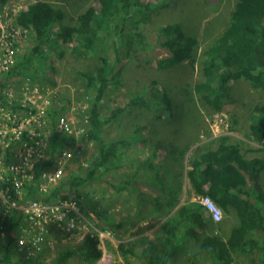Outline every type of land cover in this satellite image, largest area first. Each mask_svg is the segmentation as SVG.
I'll return each mask as SVG.
<instances>
[{"label":"rangeland","instance_id":"374dc122","mask_svg":"<svg viewBox=\"0 0 264 264\" xmlns=\"http://www.w3.org/2000/svg\"><path fill=\"white\" fill-rule=\"evenodd\" d=\"M4 1L12 7L11 3H16L18 0ZM37 1L43 0H23L21 7L26 8ZM146 1L151 3L161 1L159 3L161 9L154 12L150 10L140 15L135 14L133 25L127 29L132 36L135 49V53L130 57L125 55L124 48L117 47L116 35L114 36L112 32L101 31L97 34L98 53L105 56L110 65L115 64L118 58L113 84L109 87V93L103 102L105 118L113 111V108L123 107L137 96L147 97L145 95L147 92L151 94L152 81L156 82L159 89L171 98V110L165 112L166 119H157L154 109V106H160L157 102L153 103V106L141 103L127 105L114 121H108L102 133L105 142H111L115 138L122 139L123 136L129 138L126 143H115L112 147L120 167L110 171L108 175H99L103 172L101 168L95 174L97 178L80 188V191L87 193V197L83 199L82 210L79 208L81 216L85 218L90 213L89 218L86 217L90 228H103L111 232L110 238L104 239L102 245L103 250L111 255V264H144L138 259L139 255L148 244L156 246L157 250L162 247L161 227L173 216L177 207L187 203L201 206L199 198L201 196L195 194L193 188L186 184V178L181 176L179 163L175 164L172 161L173 155L169 151L164 153V149L161 150L163 152H159L157 163L153 166H159L162 169L160 171L162 181L169 185L164 189L167 198L162 195L154 199L159 193L147 186L141 189L142 195H139L138 190L128 194L119 193L113 188L119 179L127 177L137 169L139 160L152 153L157 139L174 137L179 145L176 153L182 156V160L191 152L203 150L204 146H212L220 136H229L238 140L244 147L246 146V150L249 151L245 152V157L264 158V141L259 144L249 131L253 106L264 104V88L258 91L248 88L244 90L239 84L231 90V99L218 111H213L202 104L191 92L195 83L202 79V51L211 46L213 34L223 29V21L233 8L235 0ZM60 4L69 12L63 23L70 25L74 24L76 15L83 12L89 5L98 7L96 0H65ZM164 23L181 24L184 35L192 38L194 56L175 66L158 69L156 60L166 55L165 49L160 48L157 43V30ZM58 26L55 24L53 30H57ZM22 30L26 34L22 36L24 42L20 43L16 58L21 57L24 50L34 43L32 32L26 27H22ZM73 47L74 42L72 44L54 43L52 47L54 52H49L48 63L45 60L34 62L29 66V71L25 65L22 76L11 78V89L19 100L30 97L36 102L38 109L44 108L47 117L42 129L48 139L53 130L54 120L64 115L69 121L70 133L67 135L73 136L74 141L71 142L70 148L65 149L71 154V159L64 163L65 176L69 173L79 174L96 156L95 144L84 142L81 136L88 129V117L84 110L94 95V89L87 84L84 72L92 74L99 62L90 53L88 56L78 57ZM49 65L51 68L46 70ZM31 73L35 74L37 78L35 81L24 77ZM187 94L191 95V98ZM154 96L157 95L152 94L147 99L152 100ZM34 113L35 111L32 114ZM52 115H54L53 118ZM137 128L139 130L136 131ZM69 154L67 153L60 160L66 159ZM169 157L171 160L168 159ZM143 178H146V175ZM260 183L264 189V171ZM202 211L206 218L210 219L209 214L205 210ZM220 220L218 223L211 220L210 228L215 232L211 229L198 231L197 237L185 240L169 264H192V262L211 264L209 250L202 249L201 239L207 234H216L221 239H226L231 229L238 224L233 210L225 214L222 211ZM252 237L259 244L264 239L263 234L258 232ZM76 245L62 244L57 249L62 251L67 248L75 249L73 246ZM120 246L123 250L133 249V254H123ZM81 253L82 251L70 258L67 264H83ZM227 255L228 257H223L222 262L218 259L214 262L216 264H264L261 252L257 250L251 255L233 252ZM12 256L16 259L13 252ZM44 261L45 258L40 254L30 263L21 264H45Z\"/></svg>","mask_w":264,"mask_h":264},{"label":"trees","instance_id":"16d2710c","mask_svg":"<svg viewBox=\"0 0 264 264\" xmlns=\"http://www.w3.org/2000/svg\"><path fill=\"white\" fill-rule=\"evenodd\" d=\"M64 1H37L31 3L26 11H21L17 15L16 24L32 32L34 43L24 50L21 57L15 59L10 72L0 79V89L4 88L5 83L11 78L22 76L25 65L29 71V65L34 62L45 60L48 63L49 52H54L52 48L54 43L72 44L74 42V52L78 57L88 56L90 53L97 59L99 62L97 69L92 74L84 72L87 84L94 89V95L84 110L88 117V129L81 136L84 142L95 144L96 156L89 161L82 172L69 173L45 195L40 193L39 183L35 178L31 181H23L22 185V203L28 201L53 203L60 199L71 200L82 210L83 199L87 197V193L80 191V188L97 178L95 174L101 168L103 172L99 175H108L110 171L120 167L112 147L115 143H126L129 140L128 136H123L122 139L115 138L111 142H105L102 133L106 123L114 121L127 105L140 103L153 106V103L158 102L160 106H154V109L157 119H161L167 115L165 112L171 110V98L159 89L156 82L152 81L151 94L147 92L145 94L147 97L137 96L125 106L113 108L106 118L103 116L104 98L113 84L118 58L115 64L110 65L108 59L98 53L97 34L101 31L112 32L114 36L116 35L117 47L124 48L125 55L130 57L135 53V49L132 36L129 35L127 29L133 25L135 14L160 10L161 1L151 3L146 0H96L98 7L89 5L83 12L76 15L72 25L63 23L69 13L60 4ZM55 24L59 26L54 31ZM157 43L166 51L165 56L156 60L158 69L175 66L194 56L192 38L184 35L179 23H164L160 26L157 30ZM50 68L49 65L46 70ZM26 75L24 77L33 81L37 79L34 73ZM201 76V81L195 83L191 92L202 104L213 111L220 110V107L231 99V90L239 84L244 90L248 88L258 91L264 88V0H235L233 8L223 21V29L220 30L211 46L202 51ZM152 94L158 97L154 96L152 100H148L147 98ZM187 95L191 98V95ZM4 98L5 96H0V100L4 101ZM15 99L18 100L16 95ZM11 102L12 99L7 106L13 112H34L29 105L22 107V101L18 100L14 104ZM51 117L53 118L54 115ZM250 118V134L261 144L264 141V104L253 106ZM59 133L61 132H57L53 127L49 134L48 145L46 141L47 155L51 159L58 158L59 153L70 148L71 142L74 141L73 136ZM217 142L215 149H205L201 153L196 151L198 153L195 152L196 154L192 155L188 162L190 169L187 172V178L195 194L210 198L224 214L233 210L238 224L231 229L226 240L216 234L205 235L201 239V247L204 251L209 250L211 264H216L215 259L222 262L223 257H228L229 252L251 255L257 250L261 252L264 260V239L259 244L252 237L256 232L263 234L264 237V189L260 183L264 171V158L245 157V153H241L240 142H231L229 136H220ZM156 143L152 153L138 161L137 169L127 177L119 179L113 186L117 192L131 194L134 190H138L139 195H142L141 189L147 186L159 193L156 199L165 195L164 181L160 174L162 169L159 166L154 167L153 164L163 149L173 155V161L178 147H173L170 151L168 146L161 141L157 140ZM20 145L21 142H13L10 148H17ZM200 167H204V171H201ZM145 175L146 178H143ZM91 208L92 206L90 211ZM202 210H204L202 206L194 203L177 207L173 216L161 227L162 247L157 250L156 246L148 244L138 259L144 264H169L182 240L197 237L198 231L211 229L212 221L206 218ZM21 219L22 217L15 212L7 216L2 224L5 234L14 231ZM211 231L215 232L212 229ZM5 238L7 245L0 244V264L19 263L20 259L17 262L11 259V237L6 235ZM97 246V236L87 234L79 244L73 246L75 249L67 248L57 253L52 264H67L70 258L81 251L83 264H95L101 255ZM120 251L123 254H133V249L123 250L122 246H120ZM192 264L199 263L192 262Z\"/></svg>","mask_w":264,"mask_h":264},{"label":"built area","instance_id":"2783aa9c","mask_svg":"<svg viewBox=\"0 0 264 264\" xmlns=\"http://www.w3.org/2000/svg\"><path fill=\"white\" fill-rule=\"evenodd\" d=\"M21 1L11 3L12 7H9L5 1L0 0V79L14 66L20 43L24 42L22 36L26 32L16 24L17 15L28 8H22ZM11 88V80H8L4 88L0 89V96H5V102L0 100V244L7 245L5 236L11 237V252L26 263L44 251L52 252L58 241L78 244L87 234L96 235L101 255L95 264H111V255L102 247L104 239L110 238L111 232L90 228L87 222L90 213L87 218H83L74 201L60 199L53 203L21 202L23 181L37 179L40 193L47 194L65 178L64 163L71 159V154L63 150L58 158H49L46 149L48 138L42 129L47 117L44 108L38 109L36 102L28 97L18 100L22 101V107L29 105L35 113L13 112L7 104L10 99L11 104L18 100ZM53 127L57 132L70 133L69 121L64 115L55 120ZM13 142H21L20 147L11 149ZM67 153L68 157L60 160ZM199 198L210 219L220 222L213 218L215 213L205 203V197ZM13 212L18 213L22 219L14 231L5 234L2 224Z\"/></svg>","mask_w":264,"mask_h":264},{"label":"crops","instance_id":"0c3cea01","mask_svg":"<svg viewBox=\"0 0 264 264\" xmlns=\"http://www.w3.org/2000/svg\"><path fill=\"white\" fill-rule=\"evenodd\" d=\"M167 4V3H166ZM166 6V5H165ZM164 6V7H165ZM163 7V8H164ZM213 26H214V24H213ZM219 33V32H218ZM218 33H215V34H213V39H212V41H211V43L217 38V36H218ZM166 116L167 115H164L163 116V118H165L166 119ZM162 118V119H163ZM185 124H186V122H184ZM249 127H250V125H249ZM231 138V137H230ZM157 140H159V141H161L162 143H166L167 144V146H168V148L170 149V151L171 150H173V147L174 148H179V145H178V143H177V141H176V139L174 138V137H171V136H169V137H166V138H164V139H157ZM163 140H169V141H167V142H164ZM238 140H235V139H233V138H231V142H233V143H236ZM211 143V142H210ZM217 145H218V142L217 141H215V144H213L212 146H208V147H206V146H204L205 147V149H215L216 147H217ZM240 147H241V150H242V154L243 153H245V151H249V150H246L247 149V147L245 146H243L242 145V143H240ZM205 149H203V150H205ZM203 150H199L198 152L199 153H201V152H203ZM161 152H163V151H161ZM198 152H196V153H198ZM246 152V153H247ZM164 153H165V150H164ZM195 152H191V153H189L188 155H186V157H185V159L184 160H182V156L181 155H179V154H175V158L173 159V161H174V163L175 164H177V163H179V167H180V170H181V176H183V177H185L186 179H185V181H186V184L189 186V187H191L192 188V186H191V183H190V181L188 180V178H187V172H188V170L190 169L189 168V166H188V163L187 162H189V160L191 159V157H192V155H195L196 154ZM169 160H171V158L169 157L168 158ZM157 163V160L156 161H154V164H156ZM200 169H201V171H204V167H200ZM177 172V171H176ZM177 174H178V172H177ZM163 184H164V189H165V187L166 186H169L166 182H163ZM195 193V192H194ZM193 193V194H194ZM192 194V195H193ZM195 195V194H194ZM193 195V196H194ZM158 196V195H157ZM157 196H155V198L154 199H156L157 198ZM196 196V195H195ZM165 198H167V195H166V193H165ZM156 203V202H155ZM187 204H189V203H187ZM186 204V205H187ZM182 205V204H181ZM180 205V206H181ZM185 205V204H184ZM179 207V206H178ZM179 234V233H178ZM185 240H187V239H184V240H182V242L180 243V245L176 248V250H175V252L177 251V250H179V247L182 245V243H184V241ZM223 240H226V239H223ZM62 244H71V243H63V242H60V241H58V242H56V244H55V247H54V250L52 251V252H50V251H44L43 253H42V256L45 258V261H44V263L45 264H47V262H49V264H52L53 263V258H54V256H56L57 255V253H60V251H62V249H57V247L59 246V245H62ZM152 245V244H151ZM162 245V244H161ZM146 247V246H145ZM67 248V247H66ZM57 249V250H56ZM146 249V248H145ZM0 257H1V255H0ZM14 262H17V260L19 259V258H17L16 257V259L12 256V258H11ZM20 264L21 263H24V262H22L21 260H20V262H19ZM30 263V262H29ZM17 264H18V262H17ZM32 264V263H31ZM36 264H41V263H36Z\"/></svg>","mask_w":264,"mask_h":264},{"label":"clouds","instance_id":"9594fccd","mask_svg":"<svg viewBox=\"0 0 264 264\" xmlns=\"http://www.w3.org/2000/svg\"><path fill=\"white\" fill-rule=\"evenodd\" d=\"M204 201L208 205L209 209L215 213L213 218L216 221H220V219L222 217V210H220L217 206H215V204L211 201L210 198L205 197Z\"/></svg>","mask_w":264,"mask_h":264},{"label":"bare ground","instance_id":"6f19581e","mask_svg":"<svg viewBox=\"0 0 264 264\" xmlns=\"http://www.w3.org/2000/svg\"><path fill=\"white\" fill-rule=\"evenodd\" d=\"M123 50V49H122ZM30 66V65H29ZM30 69V68H29ZM52 140V139H51ZM192 141V140H191ZM193 142V141H192ZM100 160V159H99ZM193 161V160H192ZM188 163V162H187ZM192 163V162H191ZM193 164V163H192ZM197 164V163H196ZM188 213V212H187ZM184 216V215H183ZM224 232V231H223ZM226 232V231H225ZM219 233V232H218ZM147 241H149V240H147Z\"/></svg>","mask_w":264,"mask_h":264}]
</instances>
